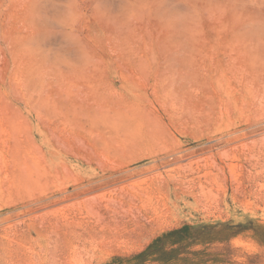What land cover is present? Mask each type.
<instances>
[{"label":"rangeland","instance_id":"1","mask_svg":"<svg viewBox=\"0 0 264 264\" xmlns=\"http://www.w3.org/2000/svg\"><path fill=\"white\" fill-rule=\"evenodd\" d=\"M0 264H264V0H0Z\"/></svg>","mask_w":264,"mask_h":264}]
</instances>
